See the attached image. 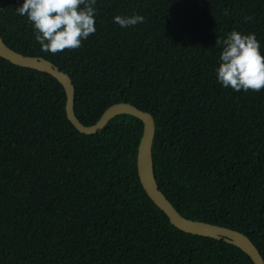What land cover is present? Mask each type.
I'll list each match as a JSON object with an SVG mask.
<instances>
[{"label": "trees", "instance_id": "16d2710c", "mask_svg": "<svg viewBox=\"0 0 264 264\" xmlns=\"http://www.w3.org/2000/svg\"><path fill=\"white\" fill-rule=\"evenodd\" d=\"M0 0V36L51 61L93 124L123 101L154 120L159 189L184 217L245 234L264 259V89L217 82L223 40L254 33L264 54V0H97L96 32L77 49L41 51ZM143 23L121 28L116 15ZM142 122L113 117L94 134L67 119L51 75L0 57V264H254L238 247L173 226L136 167Z\"/></svg>", "mask_w": 264, "mask_h": 264}, {"label": "clouds", "instance_id": "9594fccd", "mask_svg": "<svg viewBox=\"0 0 264 264\" xmlns=\"http://www.w3.org/2000/svg\"><path fill=\"white\" fill-rule=\"evenodd\" d=\"M96 4L97 0H23L16 13L32 24L41 51L56 54L81 47L96 32ZM143 21L138 13L113 17L121 28ZM215 45L222 49L215 68L219 84L237 92L264 89V54L254 33L233 30Z\"/></svg>", "mask_w": 264, "mask_h": 264}, {"label": "water", "instance_id": "95a60500", "mask_svg": "<svg viewBox=\"0 0 264 264\" xmlns=\"http://www.w3.org/2000/svg\"><path fill=\"white\" fill-rule=\"evenodd\" d=\"M0 57L14 65L27 67L47 73L55 78L65 92V113L71 124L83 134H94L103 128L109 120L120 114L131 115L142 122V134L137 147L136 167L139 181L147 196L162 210L170 223L181 231L189 234L224 240L246 253L254 264H264V259L254 243L242 232L211 224L205 221L192 220L182 216L171 204L155 180L152 161V143L155 134V124L152 115L138 107L123 101L109 105L101 116L90 125L82 124L74 112V85L70 76L61 71L51 61L39 57L25 55L11 49L0 36Z\"/></svg>", "mask_w": 264, "mask_h": 264}]
</instances>
